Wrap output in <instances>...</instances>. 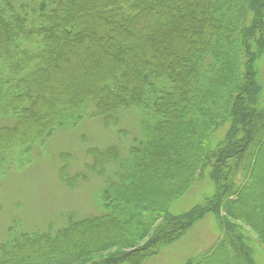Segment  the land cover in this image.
<instances>
[{"label": "trees", "instance_id": "trees-1", "mask_svg": "<svg viewBox=\"0 0 264 264\" xmlns=\"http://www.w3.org/2000/svg\"><path fill=\"white\" fill-rule=\"evenodd\" d=\"M263 54L264 0H0V172L40 154L90 104L105 126L136 110L140 129L124 156L87 147L85 167L103 178L99 213L68 218L58 249L51 232L24 233L0 264L93 253L102 259L87 264H142L208 212L222 236L184 264H258L243 228L264 256ZM205 170L213 193L173 212ZM42 239L46 252L33 253Z\"/></svg>", "mask_w": 264, "mask_h": 264}, {"label": "rangeland", "instance_id": "rangeland-1", "mask_svg": "<svg viewBox=\"0 0 264 264\" xmlns=\"http://www.w3.org/2000/svg\"><path fill=\"white\" fill-rule=\"evenodd\" d=\"M257 64V77L262 84L261 103L264 107V54L258 59ZM54 94L57 92L54 91ZM89 107L90 112L87 110V115L77 124L57 129L40 148V154L30 157L22 167H16L14 163L4 173L0 172V249L18 244L21 241L20 236L24 233L32 235L46 232H51L49 237L51 241L57 239L53 240L56 243L53 248L58 249L62 246L58 230L66 225L68 218H83L101 211L98 196L103 186V178L85 167L93 159L87 147L105 149L114 145L124 156L132 137L139 136V113L134 109L122 110L117 122L105 126L102 117L94 114V106L90 104ZM226 127L227 124L219 127L213 136H221ZM62 152L68 155L64 162L66 177L72 179L82 173L73 181L61 175ZM114 169L111 163L107 166L106 173L111 174ZM206 171L185 195L171 204L173 212H185L193 206L205 203L207 196L213 193V183ZM163 182L167 188L173 187L176 183L171 179ZM243 230L255 260L258 264H264L263 252L256 245L254 233L247 228ZM220 235L222 236L217 219L208 212L179 239L163 246L157 254L150 256L142 264H184L187 258L210 247ZM43 241L44 239L42 243L33 245V253L46 252ZM19 247L20 250L23 249V244H19ZM102 257L103 254L93 253L70 264H87ZM65 262L64 259L57 264ZM207 264L231 262L230 260L218 262L214 258Z\"/></svg>", "mask_w": 264, "mask_h": 264}]
</instances>
